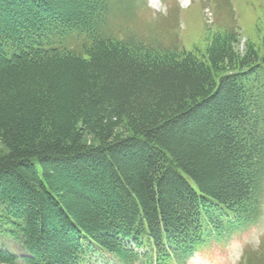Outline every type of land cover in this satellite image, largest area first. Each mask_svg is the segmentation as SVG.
<instances>
[{
    "label": "trees",
    "instance_id": "obj_1",
    "mask_svg": "<svg viewBox=\"0 0 264 264\" xmlns=\"http://www.w3.org/2000/svg\"><path fill=\"white\" fill-rule=\"evenodd\" d=\"M117 3L0 0V264L185 263L264 213L261 48L125 38Z\"/></svg>",
    "mask_w": 264,
    "mask_h": 264
},
{
    "label": "rangeland",
    "instance_id": "obj_2",
    "mask_svg": "<svg viewBox=\"0 0 264 264\" xmlns=\"http://www.w3.org/2000/svg\"><path fill=\"white\" fill-rule=\"evenodd\" d=\"M116 1L118 7L113 9L112 27L125 38L135 36L155 46L185 49L206 59L211 40L223 31L232 30L240 42L241 53L247 41L264 53V0ZM6 151L0 144V155ZM226 232L225 242L210 244L187 264H257L264 251V213L253 224L237 232ZM7 238L0 242L10 250L8 247L13 243ZM100 261L101 258L94 263L105 264Z\"/></svg>",
    "mask_w": 264,
    "mask_h": 264
}]
</instances>
